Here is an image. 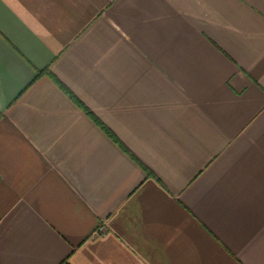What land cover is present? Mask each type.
Returning a JSON list of instances; mask_svg holds the SVG:
<instances>
[{
  "label": "crops",
  "instance_id": "0c3cea01",
  "mask_svg": "<svg viewBox=\"0 0 264 264\" xmlns=\"http://www.w3.org/2000/svg\"><path fill=\"white\" fill-rule=\"evenodd\" d=\"M0 264H264V0H0Z\"/></svg>",
  "mask_w": 264,
  "mask_h": 264
}]
</instances>
